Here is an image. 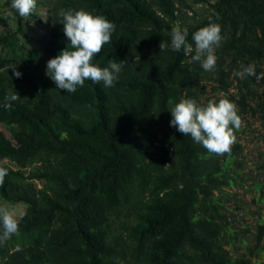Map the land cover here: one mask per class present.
I'll return each mask as SVG.
<instances>
[{"label": "trees", "instance_id": "16d2710c", "mask_svg": "<svg viewBox=\"0 0 264 264\" xmlns=\"http://www.w3.org/2000/svg\"><path fill=\"white\" fill-rule=\"evenodd\" d=\"M11 2L0 0V122L10 133L0 131V168L7 170L0 197L25 209L18 232L0 241V264H264L231 256L220 237L230 229L221 195L244 185V163L235 159L240 142L217 155L170 124L182 98L206 106L210 84L209 91L228 93L241 119H260L264 144L257 90L264 79L235 75L248 65L261 74L264 0H216L196 21L184 0H37L28 20L47 34L41 45L28 38L30 27ZM69 9L115 24L92 60L101 68L123 61L113 87L86 80L67 93L47 74L50 59L72 50L59 16ZM210 22L221 26L222 39L215 69L205 71L191 58L192 34ZM177 23L189 30L188 55L159 48L170 45ZM9 93L20 98L6 101ZM258 167L262 178L253 186L261 188L264 160ZM263 236L260 218L255 244Z\"/></svg>", "mask_w": 264, "mask_h": 264}, {"label": "clouds", "instance_id": "9594fccd", "mask_svg": "<svg viewBox=\"0 0 264 264\" xmlns=\"http://www.w3.org/2000/svg\"><path fill=\"white\" fill-rule=\"evenodd\" d=\"M37 0H12L11 9L15 10L20 17L27 19L36 11ZM9 17L13 12H8ZM41 20L47 22L46 14L41 13ZM59 16L61 24L70 48H65L55 58L47 62V74L54 81L58 89L74 93L77 86H83L86 80L93 83L103 82L105 87H113L118 80L123 61L117 63L109 60L108 67H99L92 63L93 57L100 53L103 46L110 42L115 31V24L101 15H93L85 10H61ZM211 17L209 20L211 21ZM189 30L181 27L179 23L171 29L170 45L160 42V50L171 48L172 51H184L185 55L193 52V44L188 42ZM221 26L210 22L192 34L195 54L191 57L198 61L205 71H212L216 67L217 57L215 47L220 44ZM13 74L19 78L21 73L15 71ZM241 79L246 76H255L259 81L264 79V73L257 75L253 65L243 67L235 73ZM19 95L9 93L6 101H16ZM11 105L4 104L8 109ZM171 126L184 136L191 138L201 144L208 152L223 155L231 152V147L236 142L234 129H240L242 119L237 114V107L228 99H220L218 103L209 101L206 106L198 105L194 99L182 98L171 109ZM2 123L0 122V125ZM1 131V128H0ZM4 132V131H2ZM5 135V134H4ZM7 170L0 168V185L4 183ZM0 221L3 224V234L0 241H6L11 235L18 232L19 224L14 215L6 208L0 207Z\"/></svg>", "mask_w": 264, "mask_h": 264}, {"label": "rangeland", "instance_id": "374dc122", "mask_svg": "<svg viewBox=\"0 0 264 264\" xmlns=\"http://www.w3.org/2000/svg\"><path fill=\"white\" fill-rule=\"evenodd\" d=\"M184 1L192 6L190 9L183 7V11L186 12L188 17L193 15V20L196 21L212 9L210 3H213L216 0H209L208 3L201 4H192L191 0ZM41 13L42 11L40 10V14ZM28 18H23L30 27L28 38L32 37L33 39H37V45H41V43L44 42L43 39L47 37V34L41 32L34 20H28ZM187 21H190V19H187ZM260 68L262 70L261 73H264V61L260 63ZM209 85L210 84L207 86L208 92L203 98L207 96L210 101H215L216 98L219 100L228 99V93L223 91L211 92L209 91ZM257 90L258 94H261L264 99V82L257 86ZM234 91L235 89L230 87L229 92ZM260 123L258 117L247 115L242 119L241 128L234 130L236 141L240 142L241 145V151L236 153L235 159L244 163L242 170H240V174L243 176L242 180L244 181V185H236L227 188L229 195H221V200L224 201V207L220 208L222 214H226L230 226L229 231H222L220 236L221 241L224 243V247L228 250L231 256H246L249 257L251 261H264V236L258 245L255 244L253 238V235L256 232L257 220L260 218L264 220V186L261 188L253 186L255 180H260L262 178L263 171L262 168L258 167L264 160V144L260 137ZM0 128L1 131H4L3 133L7 137H10L9 131L3 124L0 125ZM231 169L233 168L231 167ZM36 184L38 186L40 185L38 181H36ZM0 207L6 208L15 218H18L25 209V205L14 206L4 201L2 197H0ZM129 220H134V217H130ZM242 235L244 240L241 238ZM230 237H233L232 244L228 242Z\"/></svg>", "mask_w": 264, "mask_h": 264}]
</instances>
